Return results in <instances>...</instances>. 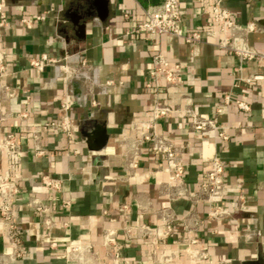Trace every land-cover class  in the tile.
<instances>
[{
    "label": "crops",
    "instance_id": "obj_1",
    "mask_svg": "<svg viewBox=\"0 0 264 264\" xmlns=\"http://www.w3.org/2000/svg\"><path fill=\"white\" fill-rule=\"evenodd\" d=\"M4 1L8 19L0 26V50L7 70L0 75V139L13 131L20 143L19 192L13 201L22 253L13 257L12 246L0 237V264H114L113 251L124 264H242L258 252L264 256V0H219L241 27L235 33L261 59H242L219 46L217 34L204 31L216 27L209 8L214 0H179L183 28L200 30L194 42L133 31L143 7L162 0ZM49 6L55 10L31 27L20 20ZM67 10L74 16L90 12L83 33ZM251 23L254 29H247ZM155 50L180 64L179 84L147 85ZM43 52L58 58L68 76L56 64L43 70L30 66L29 58ZM255 74L261 77L245 80ZM66 90L75 97L73 135L53 129L35 138V126L62 114ZM156 97L174 108L190 97V106L217 125L194 130L190 116L180 110L158 119L157 130L183 152L180 186L169 182L163 156L149 142L136 140L134 124L149 118ZM99 125L107 142L91 149L82 128L97 140ZM222 126L226 139L218 136ZM213 151L225 165L227 195L221 206L228 214L221 218L209 217L207 202L196 194ZM4 167L1 152L0 171ZM46 173L61 178L60 191L42 183ZM165 222L172 230L160 237L154 228ZM106 231L114 234L113 244L104 243ZM70 244L81 246V254L67 251ZM185 245L207 256H189ZM171 251H176L172 260L160 259Z\"/></svg>",
    "mask_w": 264,
    "mask_h": 264
},
{
    "label": "built area",
    "instance_id": "obj_2",
    "mask_svg": "<svg viewBox=\"0 0 264 264\" xmlns=\"http://www.w3.org/2000/svg\"><path fill=\"white\" fill-rule=\"evenodd\" d=\"M5 1L0 0V26L7 22L8 14L4 8ZM211 21L216 24V27L209 26L204 31L208 34H217V44L226 48L232 49L242 59H261L262 54L258 53L255 48L243 41L241 36L235 31L241 28L233 20L230 11L222 6L219 0H214L210 4ZM53 6H49L45 10L37 14H25L20 17V20L27 26L31 27L36 20L45 19L47 14L54 11ZM253 23L246 26L247 29H254ZM131 31V30H130ZM129 30L127 32H130ZM133 31H146L149 33H164L178 35L185 38L187 42H194L200 39V30H186L181 25L180 5L179 0H162L153 5L143 7V17L137 22ZM235 40H238L235 42ZM58 58L49 55L46 52L38 56L29 58L30 66L43 70L48 64H56L61 66L66 73V68L58 63ZM6 65L4 63V53L0 50V75L6 73ZM149 73L151 80L147 85H153L160 88L165 85L179 84L182 81L181 67L176 61L171 60L161 52L155 50L151 55V66ZM260 74H255L245 78L246 81H251L252 78H260ZM110 80H108V83ZM75 103L73 94L66 90L60 98V106L62 114L56 118L45 120L35 126L32 131L35 138H38L42 130H59L66 136L71 137L74 133L75 120L70 114V109ZM236 104L243 109H248V104L242 100H236ZM191 98L185 97L183 105L174 108L159 98H155L150 109V115L147 119H142L135 122L134 127L138 134L136 140L138 143L149 142L151 147L159 152L165 159V171L168 173L169 182H176L179 186L183 184L185 160L181 148L172 141L167 134L157 130L158 119L167 115L174 110H180L184 114L190 116L188 126L194 130L215 129L217 125L212 118L198 114L191 106ZM26 112H22L21 116H25ZM225 126L218 132V136L222 139L227 138L224 131ZM38 152H42L40 148L35 147ZM20 143L16 132L8 131L0 139V153L5 156V167L0 171V225L3 227L0 230V237H3L12 246V256L15 257L22 253L20 245L19 230L15 222L14 196L19 192V187L15 180L16 169L20 164ZM135 165L134 161H131ZM225 165L222 159L216 152H210L207 156V164L203 170V179L201 181L197 197L205 200L208 205L207 215L211 218H221L228 214V210L221 206V202L227 195V189L224 185ZM42 183L53 191H60L62 188L61 178L50 173L41 176ZM69 200H64V204L68 205ZM37 209H42V205L34 202ZM45 226L50 227V220H44ZM156 234L160 237H167L172 230L169 222L164 225L154 228ZM115 242L114 234L106 231L104 234V243L113 244ZM191 242H196V238H191ZM189 256L195 258H204L207 252L202 249L191 248L185 245L183 248ZM67 251L81 254L82 247L76 244H70ZM176 251L162 253L160 259L162 261H170L175 256ZM118 252L113 251L114 264H124L118 259ZM132 264H142L134 262Z\"/></svg>",
    "mask_w": 264,
    "mask_h": 264
},
{
    "label": "water",
    "instance_id": "obj_3",
    "mask_svg": "<svg viewBox=\"0 0 264 264\" xmlns=\"http://www.w3.org/2000/svg\"><path fill=\"white\" fill-rule=\"evenodd\" d=\"M65 13L68 15L69 20L77 27V29L83 33V29L85 25V18L86 16L90 14V12L86 10L82 13L76 14L75 16L69 10H67ZM97 132H98L99 138L97 140H93L91 139L89 132L84 131L82 128V133L86 137L87 146L91 149L99 150L106 145L107 132L103 125L98 126ZM242 264H264V256L261 252H258L256 259L246 260Z\"/></svg>",
    "mask_w": 264,
    "mask_h": 264
}]
</instances>
